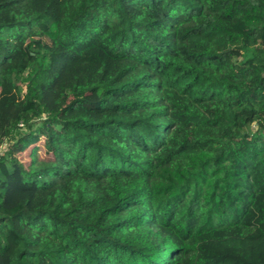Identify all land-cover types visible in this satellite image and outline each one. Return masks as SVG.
Here are the masks:
<instances>
[{
    "label": "trees",
    "instance_id": "trees-1",
    "mask_svg": "<svg viewBox=\"0 0 264 264\" xmlns=\"http://www.w3.org/2000/svg\"><path fill=\"white\" fill-rule=\"evenodd\" d=\"M0 264H264V0H0Z\"/></svg>",
    "mask_w": 264,
    "mask_h": 264
},
{
    "label": "built area",
    "instance_id": "built-area-1",
    "mask_svg": "<svg viewBox=\"0 0 264 264\" xmlns=\"http://www.w3.org/2000/svg\"><path fill=\"white\" fill-rule=\"evenodd\" d=\"M0 147H1V148H0V152H1V151H2V147L5 148V146H1V145H0Z\"/></svg>",
    "mask_w": 264,
    "mask_h": 264
},
{
    "label": "rangeland",
    "instance_id": "rangeland-1",
    "mask_svg": "<svg viewBox=\"0 0 264 264\" xmlns=\"http://www.w3.org/2000/svg\"><path fill=\"white\" fill-rule=\"evenodd\" d=\"M1 148V147H0Z\"/></svg>",
    "mask_w": 264,
    "mask_h": 264
}]
</instances>
